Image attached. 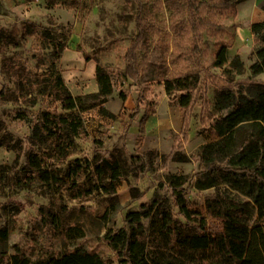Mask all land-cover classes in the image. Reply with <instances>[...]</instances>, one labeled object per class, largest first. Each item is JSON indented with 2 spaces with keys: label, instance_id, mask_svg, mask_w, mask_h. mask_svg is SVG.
Instances as JSON below:
<instances>
[{
  "label": "trees",
  "instance_id": "16d2710c",
  "mask_svg": "<svg viewBox=\"0 0 264 264\" xmlns=\"http://www.w3.org/2000/svg\"><path fill=\"white\" fill-rule=\"evenodd\" d=\"M241 1L156 0L154 11L166 9L169 12V31L139 14L136 18L138 32L124 56V72L133 82L146 72L151 61L150 52L141 53L150 31L160 45V81L168 100L178 104L183 114L182 130L168 156L177 162L189 160L183 152L184 143L190 137L192 110L197 101L201 73H205L218 88L214 109L227 112L217 116L210 100L203 98L201 123H210L218 139L199 148V158L207 171L203 173L206 179L194 177L195 186L208 189L226 184L251 202L229 204L218 195L209 200L208 218L187 202V187L193 179L184 173L171 174L162 186L168 188L172 202L154 197L150 203L141 205V217L150 220L148 226L138 219L127 228L106 230L103 240L114 249L119 264H264V82H251L247 87L243 80L236 79L245 71L244 61L240 54L230 59L228 52L234 44L233 34L226 32L227 27L221 23L227 16L236 17ZM251 31L254 42L263 45L256 50L257 59L249 66L253 76L264 74V20L252 23ZM223 32L228 38L223 37ZM206 33L216 40L212 66L220 72H213L203 63L210 50V41L204 39ZM43 35L51 51V62L43 77L37 80V89L54 103L51 119H48L54 120V126L48 134L44 130L45 119L34 122L25 167L29 174L25 178L38 177L43 184L70 193L73 199L89 197L96 190L114 197L118 182L127 178L126 166L120 157L112 154L90 159L73 158L77 140L88 135L82 114L107 102L114 92L112 75L98 62L99 91L75 95L58 66L59 58L68 47V38L62 32L54 34L50 30H45ZM17 44V34L0 25V49ZM83 58L85 62L93 59L88 52L83 53ZM3 94L5 90L0 91V95ZM120 96L127 99L123 90ZM103 111L113 116L104 108ZM147 117L144 114L140 129ZM1 145L14 151L17 160L24 152L22 141L6 130L0 117ZM56 163H66L67 168L62 172ZM82 172L85 179L81 184ZM65 213L63 209L42 207L39 221L44 230L52 234L63 232L71 239L84 236L81 226L66 225ZM8 235V229L0 227V264H112L97 249L81 248L33 262L21 251H7Z\"/></svg>",
  "mask_w": 264,
  "mask_h": 264
},
{
  "label": "rangeland",
  "instance_id": "374dc122",
  "mask_svg": "<svg viewBox=\"0 0 264 264\" xmlns=\"http://www.w3.org/2000/svg\"><path fill=\"white\" fill-rule=\"evenodd\" d=\"M155 1L0 0V25L14 31L18 37V46L0 49V91L5 90V94L0 95V117L6 130L15 139L19 138L24 148L17 160L14 151L0 146V167H5L0 170V227L8 229L6 249L9 253L21 251L33 262H39L77 248L97 249L105 260L119 264L114 249L103 240L106 230L127 228L138 219L148 226L150 220L141 217V205L150 203L154 197L172 202L168 188L162 186L171 174L184 173L193 179L187 187V202L208 218L209 200L218 195L229 204L233 201L240 204L251 202L226 184L208 189L195 186L194 177L206 179L203 173L207 171L199 158V148L218 139L210 123H201L203 98L210 100L211 109L217 116L227 112L214 109L218 88L205 77V73H201L197 101L192 110L190 137L184 143L183 152L189 160L178 162L168 156L182 130L183 114L178 104L168 100L165 86L160 81V45L150 31L141 53L150 52L151 61L146 72L137 82L125 75L124 56L138 32L137 16H146L169 31V12L166 9L154 11ZM244 8L240 6V10ZM221 23L227 27L226 32L233 34L234 44L228 52L230 59L240 54L244 61L245 71L236 79L243 80L247 87L251 82H264V74L251 76L249 66L256 61L255 52L263 45L254 42L249 24L232 16L221 19ZM45 30L54 34L62 32L68 38V47L59 58L58 66L72 93L95 92L91 81L94 72L87 70L84 76L88 80L81 73L85 66V52L112 75L114 92L107 102L82 114L88 135L77 140L73 158L90 159L112 154L120 157L125 163L127 178L118 182L114 197L96 190L89 197L73 199L70 193L45 185L38 177L25 178L29 174L25 167L34 122L45 119L44 130L48 134L54 126V120H48L54 103L37 89V80L43 77L51 62V51L43 35ZM223 37L228 38V34L223 32ZM204 39L210 41V50L203 63L213 72H220L212 66L216 40L210 33H206ZM122 90L127 95L125 100L120 96ZM103 108L113 116L106 114ZM144 114L148 115L147 121L140 129ZM56 166L62 172L67 168L66 163H56ZM84 179L82 172L81 184ZM47 206L65 210L66 225L81 226L84 236L71 239L63 232L52 234L45 231L39 221V211ZM253 210L251 205L250 211Z\"/></svg>",
  "mask_w": 264,
  "mask_h": 264
},
{
  "label": "crops",
  "instance_id": "0c3cea01",
  "mask_svg": "<svg viewBox=\"0 0 264 264\" xmlns=\"http://www.w3.org/2000/svg\"><path fill=\"white\" fill-rule=\"evenodd\" d=\"M263 4H264V0H243L240 3H238V5H237L238 13H237L236 17H234V18H236L237 21L246 22L247 24H249L248 29L250 30V35H252V31H251L252 23L262 22L264 20ZM240 6L245 7L243 9V11L240 10ZM237 36H239V31L237 32ZM236 39H237V37H236ZM96 67H97V62L93 58V59L85 62L84 69L81 71V73H83L84 78H86L84 76V74H86L87 70L94 72L92 75L93 77L91 78V81L94 83V87H95L94 91L95 92H97V90L99 91V87L97 84ZM79 72H80V70H79ZM164 119L165 118H162V120H164ZM179 123H180V120H179Z\"/></svg>",
  "mask_w": 264,
  "mask_h": 264
}]
</instances>
